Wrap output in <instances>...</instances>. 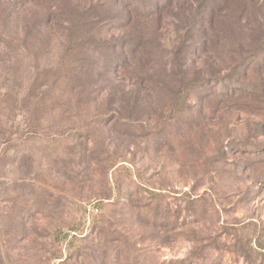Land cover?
Here are the masks:
<instances>
[{"label":"rangeland","instance_id":"374dc122","mask_svg":"<svg viewBox=\"0 0 264 264\" xmlns=\"http://www.w3.org/2000/svg\"><path fill=\"white\" fill-rule=\"evenodd\" d=\"M0 264H264V0H0Z\"/></svg>","mask_w":264,"mask_h":264}]
</instances>
